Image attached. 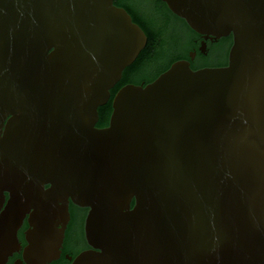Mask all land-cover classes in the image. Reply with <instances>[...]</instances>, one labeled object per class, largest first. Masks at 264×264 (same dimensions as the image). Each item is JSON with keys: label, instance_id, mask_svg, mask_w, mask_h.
Masks as SVG:
<instances>
[{"label": "water", "instance_id": "1", "mask_svg": "<svg viewBox=\"0 0 264 264\" xmlns=\"http://www.w3.org/2000/svg\"><path fill=\"white\" fill-rule=\"evenodd\" d=\"M162 1L206 40L233 34L228 64L121 86L99 129L142 27L113 0H0V127L21 114L0 139V264L29 207L23 260L59 257L67 194L93 247L71 264H264V0Z\"/></svg>", "mask_w": 264, "mask_h": 264}, {"label": "trees", "instance_id": "2", "mask_svg": "<svg viewBox=\"0 0 264 264\" xmlns=\"http://www.w3.org/2000/svg\"><path fill=\"white\" fill-rule=\"evenodd\" d=\"M126 1L133 19L146 30L148 43L138 59L126 67L121 82L112 90L111 98L122 84L146 85L154 81L174 60L187 56L195 35L186 21L174 14L162 0ZM231 43V38H225L212 47L213 62L227 60Z\"/></svg>", "mask_w": 264, "mask_h": 264}, {"label": "flooded vegetation", "instance_id": "3", "mask_svg": "<svg viewBox=\"0 0 264 264\" xmlns=\"http://www.w3.org/2000/svg\"><path fill=\"white\" fill-rule=\"evenodd\" d=\"M113 4L117 7L124 8L126 12L131 16L132 21L139 24L146 33V30L143 28V26L137 20L133 19V16L131 12L129 11V8L127 7L129 6V4L126 0H113ZM202 36L204 35L195 32V35L193 36V39L191 40L190 48L188 50L187 56L179 57L176 60H174V62L180 59L188 60L191 68L194 70L204 68V67L226 66L229 61L228 60L229 52H228L227 60L221 61V62H216V61L213 62L212 60L213 52L211 51V49L214 45H217L219 42H221L225 38H231L232 40L231 46H232L233 34L216 39L217 42H212L210 39L212 37L206 40ZM147 43H148V35H147ZM143 50L140 52V54L143 52ZM140 54L138 55V57L140 56ZM191 54H193V57L191 56ZM138 57L135 58V60H137ZM126 67L123 69L120 79L114 84L112 88H110L109 90L110 98H108V100L104 104L99 105L97 107L98 118L96 122L94 123V127L102 129L109 125V119H110V115L112 112V99H113L111 98V93H112V90L115 87H117V85L121 82L123 72L126 69ZM138 85H141V84H138ZM18 115H21L18 111L14 114L6 113L5 118H3V122L0 127V130H1L0 139L3 136L7 121L11 117L18 116ZM51 186H52V183L49 181H47L46 183H43L42 193H44L47 189H50ZM1 194L3 196V202L0 207V214L4 211L6 205L8 204V201L10 200L9 190L2 191ZM66 202H67L66 204H67V209L69 213V219L65 225L64 237L61 242V247H58V251L60 252L59 257L56 259H51L50 262L46 264H71L72 261L75 259V257L79 253L93 249V247L87 241L86 232H85V218L89 211V207L80 206L74 203L73 200L70 198L69 194H67ZM133 205H134V198H132L130 202V207H132ZM32 211H33V207H29V211L24 213V217H22L21 223L15 231V238H16L17 244L20 243L19 244L20 250H18V252L16 250L12 251L11 255L7 256V259L4 264H14L17 260L21 261V264H26V262L23 260V252H24V248H26L29 245L28 241L25 238L26 232L28 231V229L32 230L33 228V226H29V223L27 222Z\"/></svg>", "mask_w": 264, "mask_h": 264}]
</instances>
